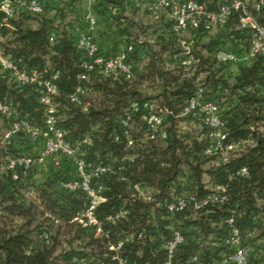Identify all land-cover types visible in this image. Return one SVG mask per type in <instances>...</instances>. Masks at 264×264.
<instances>
[{"label":"trees","instance_id":"16d2710c","mask_svg":"<svg viewBox=\"0 0 264 264\" xmlns=\"http://www.w3.org/2000/svg\"><path fill=\"white\" fill-rule=\"evenodd\" d=\"M78 1L84 2L42 0L41 14L15 4L12 18L0 12V53L20 72H37L42 82L58 73L51 97L57 128L66 142L80 147L87 166L109 169L90 182L104 199L94 211L101 231L96 235L95 228L72 222L90 198L62 186L79 180L71 158L50 155L28 169H7L12 159L38 157L45 141L22 133L6 141L5 131L12 120L43 130L46 107L40 101L43 87L20 84L0 66V101L14 111L12 120L0 115V159H6L0 162V264H113L114 254L124 264H165L163 246L175 231L183 242L171 264H223L235 249L226 243L232 229L248 250L249 264H264V52L246 62L216 59L219 51L240 58L249 52L251 32L241 28V11H232L223 27L205 29L200 23L175 33L164 16L152 18L142 0H97L89 8L111 11L115 43H126L120 54L98 47L99 55H124L131 66L130 78L113 79L88 69L90 59L77 46L83 33L92 39L85 18L72 19L71 7ZM195 1L217 13L236 0ZM240 1L264 30V9L255 8L259 0ZM134 15L154 23L147 27ZM74 22L86 24L82 33L73 31ZM78 88L80 105L71 101ZM199 88L218 106L223 144L231 147L226 160L220 153H204L210 130L202 118L185 113ZM134 103L138 111L131 108ZM145 103L162 118L165 137H151L142 119ZM43 170V179L36 180L35 173ZM177 198L186 206L169 211ZM121 241L120 250H109Z\"/></svg>","mask_w":264,"mask_h":264},{"label":"built area","instance_id":"2783aa9c","mask_svg":"<svg viewBox=\"0 0 264 264\" xmlns=\"http://www.w3.org/2000/svg\"><path fill=\"white\" fill-rule=\"evenodd\" d=\"M88 7H91L97 0H83ZM152 18H158L164 16L172 25V30L175 33H183L188 28H197L200 23L204 24L205 29L223 27L226 24L227 19L231 15L232 11H241L243 17L240 20L241 28L249 29L251 32L250 49L246 54V57H239L234 53L219 51L216 55L218 62L237 63L239 61H247L255 55L264 52V30L261 28L254 19H252L243 2L236 0L229 4L221 6L217 13H209L204 9V6L196 3L195 0H142ZM19 8H23L31 13L41 14L43 12L42 0H3L0 2V12L5 14L6 18H12L15 13L14 5ZM256 10L264 9V0H259L255 4ZM85 20L88 23V27L91 29L96 25V19L93 16L91 10L85 15ZM54 34L51 35V40ZM77 46L79 49L84 50L90 62L87 64L88 69L99 70L105 76H110L113 79H118L121 76L125 78L131 77V66L125 62L124 55H120L114 58H105L99 55V49L97 44L91 39L88 34H81L77 40ZM188 51V48H187ZM189 63V61L187 62ZM0 66L2 70L11 73L12 77L20 84H36L44 88L43 94L40 98L42 104L46 107L45 128L43 130L32 127L27 121L12 120L14 111L10 105L0 101V115L7 120H12L11 124L4 133V139L10 140L16 134L22 133L25 137L34 140L39 135L45 141L44 148L40 155L36 158L32 157H19L9 161L7 169L13 170L16 166H22L24 169L30 168L36 163H42L44 159L50 155L61 154L72 159L76 168L79 180L71 181L62 186L68 190H82L90 198V203L87 209L78 213L72 222L78 224L82 228H95V234H99L101 231L98 220L94 215L97 204L104 201L98 194L101 190L99 187L97 190H93L90 187L91 179L97 175L103 174L108 171L105 167L90 168L86 165L85 161L81 157V150L78 145H71L64 140V132L57 128V118L55 116L56 109L52 104V95L55 94L56 88L53 81L57 79L58 73L52 75L51 80L41 81L37 72L33 71L30 74L20 72L14 63L6 57H3L0 53ZM82 92L80 88L71 97V101L77 105H80V99L78 95ZM87 104L85 105L86 108ZM139 105L136 103L131 105L133 111H138ZM84 108V109H85ZM145 112L142 114V119L148 124L151 137L160 136L165 137L161 131L162 118L155 114L154 107L151 104H143ZM185 113H192L194 116L202 118L206 126L209 128L210 142L205 148L204 153L207 155L220 153L224 160L225 152L231 147H225L223 142L225 140V133L223 132L224 123L219 116L218 106L210 100L205 99L204 90L199 88L194 95L189 99L188 105L185 109ZM130 116H127V120ZM126 120V121H127ZM126 121H123L126 126ZM128 144H131L129 142ZM57 164V162L55 163ZM88 167V168H87ZM241 174H246L245 169L241 170ZM13 179H17V175H13ZM135 189H139L135 186ZM186 206L183 199L177 198L172 204L168 206L169 211H179ZM124 213L120 212L118 216H123ZM230 223L232 220L229 221ZM183 242V237L179 232L175 231L172 234L170 240L166 241L163 248L167 254V260L165 264H171L172 256L177 245ZM230 246H234V252L224 258L223 264H249L248 250L240 246V238L238 231L232 229L230 238L226 241ZM123 242H118L116 245L109 247L110 251L117 252L120 250ZM195 260V258L193 259ZM113 264H124V261L114 254L112 257Z\"/></svg>","mask_w":264,"mask_h":264},{"label":"crops","instance_id":"0c3cea01","mask_svg":"<svg viewBox=\"0 0 264 264\" xmlns=\"http://www.w3.org/2000/svg\"><path fill=\"white\" fill-rule=\"evenodd\" d=\"M49 4L56 5V0H48ZM56 3V4H55ZM73 18H76L75 15L79 16L78 18L81 20L85 18V15L91 10L93 16L96 19V25L93 28H89L84 25H80L76 22L73 23L72 28L75 33H82V30H88V33L92 35V39L96 42L97 46L99 47L100 51L103 53H117L120 54L124 52L126 49V43L120 42L119 44L115 43L114 39V27L111 22L110 16L112 14L111 11H106L105 14L102 13L101 9L98 8H89L87 5L84 4L82 1H78L77 4H74L72 7ZM246 57V54L243 57ZM248 61V59H246ZM246 62V61H245ZM230 71L232 74L236 72V66L232 65L230 67Z\"/></svg>","mask_w":264,"mask_h":264},{"label":"rangeland","instance_id":"374dc122","mask_svg":"<svg viewBox=\"0 0 264 264\" xmlns=\"http://www.w3.org/2000/svg\"><path fill=\"white\" fill-rule=\"evenodd\" d=\"M247 2H249V3H253V2H255L256 0H246ZM135 20H142L143 21V23L145 24V26H147V27H149V26H152V24L154 23L153 21H152V19H150V18H148V17H140V15H134V17H133ZM140 18V19H139ZM143 23H142V25H143ZM144 26V25H143ZM134 28V27H133ZM140 31V29H138V28H135V29H133V32H136V31ZM114 34V33H113ZM117 37L118 36H114V39L116 38V40H118L117 39ZM184 38H187L188 36L187 35H184L183 36ZM118 44V43H117ZM3 131H4V128H3V122H2V120H1V118H0V148L2 147V134H3ZM41 153V152H40ZM39 153V154H40ZM6 161V159H0V162H5ZM2 166V165H1ZM43 172L45 173V171L43 170V171H39L38 173H35V179L36 180H38V181H40V180H42L43 179V177H44V175H43ZM26 196H28V195H26Z\"/></svg>","mask_w":264,"mask_h":264}]
</instances>
